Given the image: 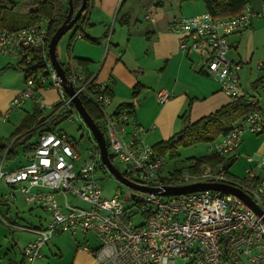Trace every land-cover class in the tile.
Masks as SVG:
<instances>
[{
	"label": "built area",
	"instance_id": "2783aa9c",
	"mask_svg": "<svg viewBox=\"0 0 264 264\" xmlns=\"http://www.w3.org/2000/svg\"><path fill=\"white\" fill-rule=\"evenodd\" d=\"M254 17L264 19V6L254 11L245 5L229 17H213L206 11L179 16L171 21L169 29L178 35L180 50L208 53L204 72L229 98H235L244 94L241 65L227 56L228 37L249 28ZM55 18L46 16L19 29L0 28V53L27 69L24 87L11 99L5 116L32 100L43 113L63 109L68 112L67 122L72 123L74 118L80 121L72 97L63 87L69 84L82 103L91 102L100 108L108 154L124 165L130 175L127 178L158 188L194 183L229 185L248 196L261 212L257 214L234 194L210 189L179 195L142 192L141 198H131L130 202L119 192L106 197L104 186L95 176L98 168L106 170L95 142L82 154L75 137L65 132H44L30 145L24 164L11 170L0 167V180L22 192L27 202L49 212L44 227L17 226L33 235L23 248V264L39 260L44 244L61 233L91 234L94 245H80V249L91 254L96 264H175L177 259H182V264H264V174L257 171L264 170V150L258 156L243 155L253 167H247L242 177L222 165H205L197 173L164 175L165 159L153 154L152 145L145 140L146 129L132 112L127 108L109 109L111 81H97L94 72L86 75L82 68L71 65L63 67L62 81L48 54V27ZM111 31L110 27L105 48ZM76 38H82V34ZM29 69L35 71L27 72ZM44 88L57 91L54 103L43 100L40 91ZM155 96L157 103L163 104L171 93L159 89ZM244 104L256 105L258 99L245 96ZM245 132L264 137V111L253 110L240 118L226 134L208 143L209 149L235 161L241 155L237 149ZM7 196L13 197V193ZM69 198L80 200L85 207L72 205Z\"/></svg>",
	"mask_w": 264,
	"mask_h": 264
},
{
	"label": "crops",
	"instance_id": "0c3cea01",
	"mask_svg": "<svg viewBox=\"0 0 264 264\" xmlns=\"http://www.w3.org/2000/svg\"><path fill=\"white\" fill-rule=\"evenodd\" d=\"M173 4L175 10L172 9ZM173 4L170 0H144L139 2V7L136 8L131 0H88V24L83 31L84 37L77 39H87L90 45L75 39L72 42L70 59L62 63L64 66L79 67L74 57L89 59L91 64L88 70L96 74V80L112 82V103L109 109L113 110L121 103L132 102L135 119L146 129L145 140L146 136L152 134L154 143L167 139L181 130L188 121H194L231 100L220 90L219 84L204 72L208 53L194 49L180 50L178 35L169 29L171 21L176 17L204 12L203 3L199 0H174ZM247 5L258 11L264 6V0H249ZM33 8L31 2L16 13H25ZM110 27L112 31L109 44L105 48L104 39ZM92 38L99 41H91ZM228 42V58L241 65L239 77L244 95L256 96L259 110L264 111V19L254 17L249 28L230 35ZM96 61H99L98 65L93 64ZM12 64L9 60L0 61V139L10 137L22 119L35 109L34 102L26 100L5 116L11 99L24 87L26 78L23 76L16 82H2L6 78L3 72L10 69L15 71L18 78ZM135 85H140L141 90L136 97H132ZM159 89H166L171 93L169 100L163 104L156 101L155 92ZM40 95L50 104L55 102L57 91L44 88ZM242 143L243 137L240 146ZM28 154L29 149L25 151L19 148L14 160L4 159V156L0 158V167L3 170L15 169L26 162ZM259 154L258 150L254 152V156ZM224 157L229 158V155ZM16 160L17 164L9 167ZM228 170L230 171V167ZM0 183L6 188V192L0 190V205L6 208L8 216L10 209L7 201H14L17 191L30 205V219L24 226L37 228L46 225L49 218L46 209L27 202L22 192L3 180H0ZM10 192L13 197H5ZM38 209H41V212L37 211ZM7 225L22 231L27 239L22 242L21 235L14 236L13 233L11 256L4 252L5 257H0V264H23V248L33 239V235L19 229L17 226L22 225L16 220ZM78 234L71 235L74 240L73 250L67 251L64 259L56 260L53 264H96L91 254L80 249L82 241H89V237L81 234V241L77 237ZM60 235L62 233L57 234V237Z\"/></svg>",
	"mask_w": 264,
	"mask_h": 264
},
{
	"label": "trees",
	"instance_id": "16d2710c",
	"mask_svg": "<svg viewBox=\"0 0 264 264\" xmlns=\"http://www.w3.org/2000/svg\"><path fill=\"white\" fill-rule=\"evenodd\" d=\"M188 1V0H180ZM203 3L205 11L213 17H229L240 12L249 0H199ZM82 0H71L74 13L81 6ZM8 3L9 6L5 4ZM34 8L25 13L12 12L15 3L12 0H0V28L19 29L31 25L43 17L56 16L51 21L48 27L49 38L54 34L56 29L64 21L68 12V0H32ZM7 10H11L8 12ZM87 10L88 0L83 13L80 15L76 23L77 28L70 38L68 44V52L71 51L72 42L76 39L78 33L82 34L87 26ZM91 41L98 42L97 38H92ZM76 64L82 68L86 75L90 74L88 70L91 61L86 58L74 57ZM62 64V63H61ZM62 66H64L62 64ZM65 67V66H64ZM35 69H29L27 72H34ZM141 90L140 85H135L132 92V97H136ZM112 95V94H111ZM245 95H240L215 109L214 111L194 120L188 121L181 130L173 133L165 140H160L152 145L153 154L162 156L165 160L167 157L174 158L177 156L178 149L182 146H192L200 142L210 143L219 136L226 134L231 126L243 116L258 110V105L244 104ZM86 111L89 113L95 124L103 131V114L99 107L91 102L83 101ZM119 109L127 108L134 115V104L132 102L121 103L117 106ZM56 109V108H55ZM68 112L59 110L56 113L49 112L43 114L42 110L35 106L31 114H27L20 124L16 127L13 134L6 138L0 139V158L14 160L18 155V149L27 151L30 145L37 141L38 137L44 132H63L61 125L66 121ZM15 137L13 140L12 138ZM34 138L36 140L34 141ZM113 163V155L108 154ZM193 161L192 165H187L188 172L197 173L205 165L216 167L219 165L229 168L233 164L231 158H226L217 153H209L198 157H192L188 163ZM21 166V165H20ZM19 167V166H18ZM180 171L169 173L171 176L180 174ZM122 174L130 177L127 171H122ZM134 200V197H132Z\"/></svg>",
	"mask_w": 264,
	"mask_h": 264
},
{
	"label": "rangeland",
	"instance_id": "374dc122",
	"mask_svg": "<svg viewBox=\"0 0 264 264\" xmlns=\"http://www.w3.org/2000/svg\"><path fill=\"white\" fill-rule=\"evenodd\" d=\"M15 5L12 12H17L21 10L26 4H30L32 0H12ZM136 8L139 7V2H143L144 0H131ZM170 3H174V0H170ZM141 4V3H140ZM9 6L8 3L5 4ZM138 6V7H137ZM172 9L175 10V4H173ZM11 12V10H7ZM77 25L73 26L70 30H68L58 41L56 46V54L61 63L67 62L70 58V52H68V44L71 36L73 35ZM262 35V34H261ZM76 40H78L76 38ZM82 44L90 45L87 39L78 40ZM103 52V51H102ZM9 60L13 64L11 65L18 74L15 76V71L13 72L11 69L3 72L5 73L6 78L3 81L13 80L14 82L19 81L23 76L26 77V72L21 69L20 66L16 64V61L9 56L3 55L0 53V61ZM99 61L94 62L93 64L98 65ZM95 65V66H96ZM1 72V71H0ZM30 104V102H29ZM28 105V104H27ZM10 106V105H9ZM47 110L43 113L46 114ZM1 119V117H0ZM104 123V121L102 122ZM62 131L67 133L68 135L75 137L80 145V151L83 154L85 149H89L92 147V143H94V138L88 129V127L84 124L82 120L73 119L72 123L65 121L61 125ZM157 130V129H156ZM153 135L149 134L146 136V142L149 144H153L154 141L152 138ZM243 143L239 147V153L241 157L237 158L233 164L230 166V173L235 176L242 177L245 173V169L249 166L253 167V164L247 163L246 159L243 157L244 154L254 155L255 151L264 150V137L256 136L249 132H245L243 134ZM157 141V140H156ZM211 153L209 149L208 143L200 142L192 146H182L178 149L177 156L174 158L167 157L163 167V174L168 175L173 171L177 170L181 173L188 172L187 164L188 160L192 157H198L205 154ZM17 164V160L10 164L9 167H13V165ZM113 164L122 172L124 171V165L119 163L116 159H113ZM261 174H264V170H258ZM96 178L99 179L101 184L104 186L103 193L104 196L108 197L113 195L115 192H119L126 202H130L132 197L141 198L142 192L133 190L123 184H121L117 179H115L106 169L105 172L102 169H97ZM134 178V177H133ZM0 190L6 192L5 186L0 183ZM15 191V190H14ZM16 199L14 201L8 200L7 204L9 205L10 215L8 216L6 213V208L0 205V257H5L4 252H7L8 255L11 256L10 248L12 246V237L21 235L20 241H25L27 236L22 233V231L18 229H14L12 227H8V223H12L15 220L19 225H26L30 219L29 208L30 205L26 203L23 199V196L15 191ZM69 202L74 206L85 207L80 200L76 198H69ZM37 211L41 212V209ZM17 215V216H16ZM14 233V236L12 234ZM25 237V238H24ZM77 237L82 241L83 235L78 234ZM89 241H82L81 245L93 246L95 242V238L90 234ZM73 238L70 233H62L59 237L54 236L50 241L44 244L42 248V257L36 261L34 264H53L56 260L64 259L67 251L73 250ZM60 249V251L58 250ZM61 252V253H60ZM56 253L57 255H55ZM80 253V252H79ZM78 253V254H79ZM61 254V255H60ZM184 261L182 259H177L175 264H182Z\"/></svg>",
	"mask_w": 264,
	"mask_h": 264
},
{
	"label": "water",
	"instance_id": "95a60500",
	"mask_svg": "<svg viewBox=\"0 0 264 264\" xmlns=\"http://www.w3.org/2000/svg\"><path fill=\"white\" fill-rule=\"evenodd\" d=\"M86 2L87 0H82L81 6L78 8V10L74 13L73 6L71 4V0H68V12L66 14V17L62 24L56 29L54 34L50 37L49 42H48V54L49 58L51 60V63L53 67L55 68L56 72L60 75L61 79L63 82H65V71L60 63L57 54H56V46L60 38L68 31L70 30L80 15L83 13L85 7H86ZM36 65L34 64L32 66L35 67ZM23 71H26V68H22ZM64 90L67 92V94L72 97V102L81 117L82 121L84 124L88 127L90 130L94 142L99 150L100 154V159L103 163V165L106 167L108 172L115 178L117 179L121 184L136 190L140 192H154V193H159L162 195H179V194H185L189 192H194V191H201V190H215V191H220L224 193H231L236 196H238L240 199L244 201L246 205L251 207L257 214H260L259 208L249 199L248 196H246L243 192H241L239 189L221 184V183H194V184H189V185H183V186H164L162 188L158 187H149L145 185L138 184L134 182L133 180L127 178L122 174V172L111 162L109 156H108V151H107V146L105 142L104 135L102 131L99 129V127L95 124L89 113L86 111L82 101L80 98L74 94V89L71 85L69 84H63Z\"/></svg>",
	"mask_w": 264,
	"mask_h": 264
}]
</instances>
